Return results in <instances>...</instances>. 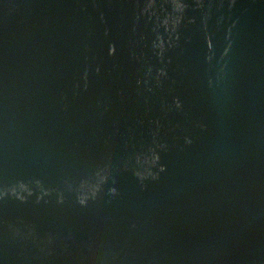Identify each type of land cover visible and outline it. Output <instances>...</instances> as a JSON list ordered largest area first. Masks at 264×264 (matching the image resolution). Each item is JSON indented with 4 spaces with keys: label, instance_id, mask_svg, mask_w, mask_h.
I'll return each mask as SVG.
<instances>
[{
    "label": "water",
    "instance_id": "water-1",
    "mask_svg": "<svg viewBox=\"0 0 264 264\" xmlns=\"http://www.w3.org/2000/svg\"><path fill=\"white\" fill-rule=\"evenodd\" d=\"M0 193V264H264V0H0Z\"/></svg>",
    "mask_w": 264,
    "mask_h": 264
},
{
    "label": "clouds",
    "instance_id": "clouds-1",
    "mask_svg": "<svg viewBox=\"0 0 264 264\" xmlns=\"http://www.w3.org/2000/svg\"><path fill=\"white\" fill-rule=\"evenodd\" d=\"M177 107H179V104H178V103H177ZM185 142H186V143H191V141H190V140H187V139H186ZM161 171H163L162 168H161ZM151 177H152L153 179H155V176H154V175H152ZM112 194L115 195V189L112 190ZM2 196H3V194L0 193V198H2ZM58 202H62V201H58ZM81 203L83 204V201H82Z\"/></svg>",
    "mask_w": 264,
    "mask_h": 264
}]
</instances>
